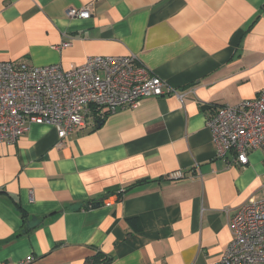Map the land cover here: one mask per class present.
<instances>
[{
    "label": "crops",
    "instance_id": "obj_1",
    "mask_svg": "<svg viewBox=\"0 0 264 264\" xmlns=\"http://www.w3.org/2000/svg\"><path fill=\"white\" fill-rule=\"evenodd\" d=\"M81 6L89 17L66 15ZM131 53L185 95L88 116L62 138L32 122L0 143V264L96 251L110 264H212L235 208L261 196L264 152L244 166L217 156L205 120L264 86V0H0V60L70 69Z\"/></svg>",
    "mask_w": 264,
    "mask_h": 264
},
{
    "label": "built area",
    "instance_id": "obj_2",
    "mask_svg": "<svg viewBox=\"0 0 264 264\" xmlns=\"http://www.w3.org/2000/svg\"><path fill=\"white\" fill-rule=\"evenodd\" d=\"M66 15L87 18L90 11L88 6L69 7ZM166 93L182 98L185 90L166 89L164 80L132 53L87 56L70 69L0 60V143H14L32 122L54 126L62 138L84 126L88 116L99 120L143 97ZM205 122L216 155L231 153L234 162L246 165L250 150L264 152V86L254 98L213 108ZM229 228L231 239L212 264H264V184L260 197L250 196L235 208Z\"/></svg>",
    "mask_w": 264,
    "mask_h": 264
},
{
    "label": "trees",
    "instance_id": "obj_3",
    "mask_svg": "<svg viewBox=\"0 0 264 264\" xmlns=\"http://www.w3.org/2000/svg\"><path fill=\"white\" fill-rule=\"evenodd\" d=\"M99 119L98 122H101ZM111 258L108 255L103 254L101 251H96L92 256L87 257L83 264H110Z\"/></svg>",
    "mask_w": 264,
    "mask_h": 264
}]
</instances>
